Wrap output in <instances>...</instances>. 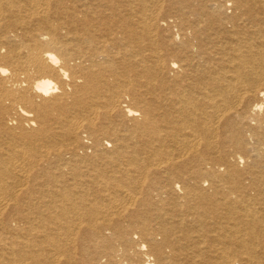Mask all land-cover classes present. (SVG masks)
Here are the masks:
<instances>
[{"label": "bare ground", "instance_id": "1", "mask_svg": "<svg viewBox=\"0 0 264 264\" xmlns=\"http://www.w3.org/2000/svg\"><path fill=\"white\" fill-rule=\"evenodd\" d=\"M0 264H264V0H0Z\"/></svg>", "mask_w": 264, "mask_h": 264}]
</instances>
